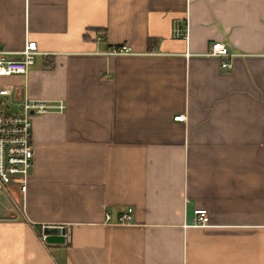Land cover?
<instances>
[{"label":"crops","instance_id":"0c3cea01","mask_svg":"<svg viewBox=\"0 0 264 264\" xmlns=\"http://www.w3.org/2000/svg\"><path fill=\"white\" fill-rule=\"evenodd\" d=\"M28 40L0 85L65 108L33 116L27 192L0 184V264H264V0H0V49Z\"/></svg>","mask_w":264,"mask_h":264},{"label":"built area","instance_id":"2783aa9c","mask_svg":"<svg viewBox=\"0 0 264 264\" xmlns=\"http://www.w3.org/2000/svg\"><path fill=\"white\" fill-rule=\"evenodd\" d=\"M129 52L128 46H122L113 51L114 54H128ZM41 53L35 40H28L19 52L0 49V79L26 76L34 65L36 56ZM206 55L220 59L221 67L226 70H231L233 60L241 56L221 41L213 42ZM12 93L11 86L0 85V184L5 192H9L11 186L14 185L25 194L34 165L33 116L51 110L63 111L65 106L63 103L51 105L46 101L26 98L19 112H11L8 109L10 103L8 98ZM185 119L184 115L175 118L177 121ZM107 219L110 220L111 216L107 215ZM133 220L134 210L128 208L118 216L117 223L131 224ZM208 224L207 210L197 209L194 225L208 226ZM42 239L46 241L44 233Z\"/></svg>","mask_w":264,"mask_h":264},{"label":"water","instance_id":"95a60500","mask_svg":"<svg viewBox=\"0 0 264 264\" xmlns=\"http://www.w3.org/2000/svg\"><path fill=\"white\" fill-rule=\"evenodd\" d=\"M46 242L49 244H64L66 242V229L60 226H46L43 229Z\"/></svg>","mask_w":264,"mask_h":264},{"label":"rangeland","instance_id":"374dc122","mask_svg":"<svg viewBox=\"0 0 264 264\" xmlns=\"http://www.w3.org/2000/svg\"><path fill=\"white\" fill-rule=\"evenodd\" d=\"M8 109L11 111V112H16L17 113V107L14 106L12 103H9L8 104Z\"/></svg>","mask_w":264,"mask_h":264}]
</instances>
